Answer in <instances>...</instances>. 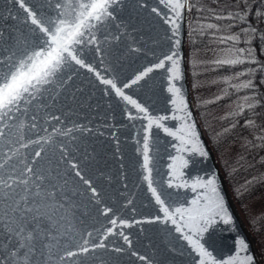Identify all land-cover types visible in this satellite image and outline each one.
<instances>
[{
  "label": "water",
  "instance_id": "obj_1",
  "mask_svg": "<svg viewBox=\"0 0 264 264\" xmlns=\"http://www.w3.org/2000/svg\"><path fill=\"white\" fill-rule=\"evenodd\" d=\"M186 2L188 7L177 19L162 0H115L109 8L111 18L93 20L91 28L86 25L81 29L85 33L82 42L72 46L78 51L77 58L93 70L69 60L42 92L30 102L26 96L0 123V131L5 133L0 163L9 164L3 175L7 178L28 164L49 177L46 186H57L56 198L46 201L50 218L45 221L54 229L50 235L56 239L50 241V249L42 250V256L36 253V264L41 260L44 264H200L201 260L224 264L246 256H251L254 264H264L195 109L188 72L190 8L189 0ZM26 3L46 23L61 11L73 15L69 0ZM25 18L26 13L13 0H0V59L15 53L12 61L19 63L33 50H41L43 34L25 23ZM168 56L173 60H167ZM162 61L165 67L158 68ZM173 61L179 78H173ZM105 80H111L147 113L124 100ZM173 86L181 89L182 112L172 103L176 97L168 89ZM161 116L167 119L160 120ZM149 118L151 129L147 128ZM188 126L196 134L193 142L207 155L191 151V143L181 144L164 131L168 128L180 135L181 128L186 132ZM35 140L40 143L34 144ZM145 142L150 180L144 166ZM61 148L66 157H62ZM41 149V157H36L35 152ZM6 153L12 157L10 161ZM73 163L91 181L95 195L75 175ZM208 180L215 181L230 218L225 222L224 217H217L202 234L200 243L212 253L211 258L201 257L163 213L168 207L175 216L177 207H191L194 199L202 203L201 198L209 193L199 185L193 190L192 185ZM169 183L173 187H168ZM152 188L163 205L156 202ZM177 224L184 227L179 218ZM4 237L0 232V264H23L21 249L13 248L11 238L6 241ZM241 239L247 244L246 251L241 250ZM85 240L90 249L87 254L66 258L69 251L79 252ZM96 241L107 247L94 248Z\"/></svg>",
  "mask_w": 264,
  "mask_h": 264
},
{
  "label": "snow or ice",
  "instance_id": "obj_2",
  "mask_svg": "<svg viewBox=\"0 0 264 264\" xmlns=\"http://www.w3.org/2000/svg\"><path fill=\"white\" fill-rule=\"evenodd\" d=\"M114 2L115 0H77L74 3L73 0H69L68 8L73 10V15L69 16L67 13L61 11L55 20H49L46 23L33 7L28 6L26 0H13V3L18 4L19 8L26 13L25 23H30L34 26L35 31L43 34V43L39 45L41 50H33L30 55H27L26 59L20 60L19 63L12 61V56L15 53L7 56L6 59H0V123H3L4 118L14 108H18L20 103L25 101L26 96L30 102L32 98L36 97L37 93L42 92L43 87L51 83L52 79L69 60L75 61V64L80 65L82 68L87 67L88 71L93 70L83 59L77 58L78 51H75L72 46L79 45L82 42L85 33L81 29L86 25L91 28L93 20L101 22L106 17L111 18L112 13L109 11V8ZM162 2L175 13L177 19L181 17V10L188 7L186 0H162ZM56 7L59 9L61 6L58 3ZM153 11L155 12L156 9H153ZM261 15H264V13H261ZM238 16V13H234L228 17L218 16L217 18L235 20ZM209 27L214 26L210 25ZM221 39L235 41L238 38L228 36ZM167 60L172 61L173 57L168 56ZM220 62L224 64H238L243 61L240 60L239 55H236L234 59ZM176 64L177 62L173 61V78H179V69L176 67ZM157 67L164 68V62H160ZM138 79L140 77H137ZM103 82L116 89L118 95L128 101V103L134 105L140 112L147 113L146 108L141 107L135 100L130 99L129 96L121 92L111 80ZM135 82L134 80L133 83ZM168 91L176 97L172 100V103L176 105V111L182 112L185 107V101L181 95V89L173 86ZM53 118L59 120V117ZM175 118L173 116V119ZM159 119L165 120L167 117L161 116ZM152 124L153 121L149 118L147 128L151 129ZM157 126L163 127V125L159 124ZM164 131L169 136L179 139L181 144L191 143V151L199 152L202 156L207 155L199 143L193 142L196 134L192 131L191 126H188L186 132L185 128L182 127L180 135L170 131L168 128H164ZM4 139L5 133L0 131V143ZM33 143L39 144L40 141L35 140ZM24 146L27 147V145ZM144 150V166L147 169L150 180L152 169L148 166L150 158L148 156L149 146L147 142L144 143ZM183 150L180 149V151ZM42 151L43 149L35 152V156L41 157ZM61 154L62 157H66L63 148H61ZM4 155L6 160L10 161L12 159L7 153ZM183 164L186 166L187 161H183ZM8 167V163H0V232L5 233L4 238L6 241L8 238H11L14 242L12 244L13 248L18 246L21 249L19 254L25 257L23 264H36V253L40 252L42 256V250L45 248L50 249V241L56 239L55 235H50L54 229L50 228L45 221L50 218L47 212V208L50 205L46 201L49 198H56L58 195V192L55 190L57 186L55 184H52L50 188L46 186L44 181L49 177L45 176L43 172H38L37 169L28 164H25L24 169L20 172H14L6 178L3 172ZM72 169L76 170L75 175L84 184L88 185L91 192L95 195L97 190L92 187L91 181L86 179L77 170L78 165L73 163ZM51 171V169H48L49 175ZM36 181L39 183H36ZM198 185L209 193L201 198L202 203L194 199L191 202V207H177L175 208V216L172 215L168 207L163 208V213L169 217L172 224L176 226V230L183 234V238L199 252L201 257L211 258L212 253L206 250L204 244L200 243L202 234L207 231L208 226L217 217H224L225 222H230V218L223 198L218 195L215 181L208 180L206 183L197 181L192 185L193 190ZM149 187L151 188V182L149 183ZM168 187L171 188L173 185L169 183ZM21 189L23 195L20 194ZM152 193L155 196L156 202L163 205L164 201L161 200L155 188H152ZM177 218L182 221L184 227L177 224ZM111 223L115 225L117 221L113 219ZM184 228H187V233L184 232ZM193 236L197 239L194 240ZM124 241L125 243H129L127 236L124 237ZM87 244L88 241L85 240L79 252L69 251L66 258H74L77 255L87 254L90 250ZM239 244L241 250H247V244L243 239L239 241ZM106 247L104 243L99 241H96L94 244V248L105 249ZM115 251L119 252L122 250L115 249ZM13 255H16V253H13ZM140 259L143 260L144 257L141 256ZM40 264H44L43 260L40 261ZM200 264H206L205 260H201ZM212 264H216L215 260H212ZM224 264H254V262L251 256H246L240 261L229 259Z\"/></svg>",
  "mask_w": 264,
  "mask_h": 264
},
{
  "label": "trees",
  "instance_id": "obj_3",
  "mask_svg": "<svg viewBox=\"0 0 264 264\" xmlns=\"http://www.w3.org/2000/svg\"><path fill=\"white\" fill-rule=\"evenodd\" d=\"M189 6L188 66L196 110L264 259V0H189ZM234 13L235 20L217 18ZM228 36L238 39H221ZM211 49L232 59L239 55L243 62L201 60Z\"/></svg>",
  "mask_w": 264,
  "mask_h": 264
},
{
  "label": "rangeland",
  "instance_id": "obj_4",
  "mask_svg": "<svg viewBox=\"0 0 264 264\" xmlns=\"http://www.w3.org/2000/svg\"><path fill=\"white\" fill-rule=\"evenodd\" d=\"M195 57H197L196 55H195ZM199 58V57H198ZM210 58H223V59H232V57H231V54L230 53H228V52H226V51H224V50H219V49H211V50H208L205 54H204V58H202L201 60H206V59H210ZM221 169H222V167H221ZM223 171V170H222ZM234 197V196H233ZM234 200H235V198H234ZM235 202H236V200H235ZM236 204H237V202H236ZM238 205V204H237ZM238 208H239V206H238ZM256 209V205H254V206H252L251 208H250V211H251V213L252 214H254V210ZM239 210H240V208H239ZM240 213H241V215H242V212H241V210H240ZM242 217H243V215H242ZM243 219H244V217H243ZM245 220V219H244ZM246 222V221H245ZM247 224V223H246ZM256 242H257V245H258V241H257V239H256ZM258 249H259V253H260V255H261V258H262V260H263V263H264V259H263V256H262V254H261V251H260V248H259V245H258Z\"/></svg>",
  "mask_w": 264,
  "mask_h": 264
},
{
  "label": "bare ground",
  "instance_id": "obj_5",
  "mask_svg": "<svg viewBox=\"0 0 264 264\" xmlns=\"http://www.w3.org/2000/svg\"><path fill=\"white\" fill-rule=\"evenodd\" d=\"M187 58H188V52H187Z\"/></svg>",
  "mask_w": 264,
  "mask_h": 264
}]
</instances>
